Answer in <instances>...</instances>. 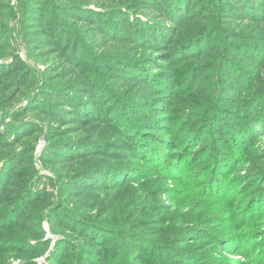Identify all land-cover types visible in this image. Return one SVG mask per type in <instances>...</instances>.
<instances>
[{
	"label": "trees",
	"instance_id": "obj_1",
	"mask_svg": "<svg viewBox=\"0 0 264 264\" xmlns=\"http://www.w3.org/2000/svg\"><path fill=\"white\" fill-rule=\"evenodd\" d=\"M10 1L0 0V264L11 253L27 264L43 255L46 221L63 237L51 264H225L183 246L215 238L207 248L232 251L227 209L237 213V201L242 216L264 219V34L242 37L257 47L224 34L230 15L264 29V0H17L32 58L42 59L33 54L42 42L65 73L36 96L34 71L14 54ZM198 17L217 23L179 34ZM174 100L180 124L165 130L154 115ZM29 116L47 125L42 160L56 202L39 190L32 163L44 129ZM212 204L219 215L207 212ZM186 209L205 215L163 235V221Z\"/></svg>",
	"mask_w": 264,
	"mask_h": 264
},
{
	"label": "rangeland",
	"instance_id": "obj_2",
	"mask_svg": "<svg viewBox=\"0 0 264 264\" xmlns=\"http://www.w3.org/2000/svg\"><path fill=\"white\" fill-rule=\"evenodd\" d=\"M10 2H11L10 3L11 6L17 12V20L10 21L11 27L15 28V31L13 32L11 36L12 38L11 43H12V46L15 48L14 54H17L18 57H20V60L24 63L26 67L34 71L35 73L34 82L35 81L36 82L35 84L33 83V87L29 90V96L30 95L36 96L41 90V88H43L46 79L51 78L49 79V81H52V80L54 81L55 79H58L60 76H62L65 73L62 72L63 66L58 65L55 60V57L52 55L53 53L51 51L52 48H45L42 42L38 43L39 44L38 48L36 47L35 51L33 52L35 56H38L39 58H42V59H38V61H36L34 58H32V54L29 53L26 47L25 41L21 35V28L18 26V22L21 18L20 13L18 11L19 3L17 0H11ZM91 8L94 9V5H91ZM97 10L102 11L100 8ZM149 15L150 16L141 14L139 15V17L142 18L143 21L145 20L153 21L152 17L153 15L155 17V14H149ZM157 18L160 19V16H157ZM225 19H226V30L224 31V34H225L226 39L231 38L233 41L255 45L256 47L260 45V42L255 41L253 38L243 39L242 37H250L248 35H254V34L263 35L264 34L263 28L257 27L256 29H254L255 24L245 21V20H240L239 18H236L233 15H230ZM197 21L199 23H196V24L198 25L200 31L207 28V24L209 23H212V24L217 23L215 18L211 20L201 19L199 17L192 18V20H190L186 24L179 26V29H178L179 34H186V31L191 30L192 23H195ZM262 25L264 27V23ZM236 35H238L239 38H234ZM98 43L99 42H96V45ZM97 47L99 46H96V48ZM98 52H100V49ZM74 79L75 77H71L69 78V81H73ZM116 83H112L110 84V86L117 85L118 83L117 84ZM121 97H123V93ZM139 101L146 102L145 100H139ZM175 101L176 100H174L173 103L171 102L169 104L161 103V106L158 108V110L156 111V114L154 115V116L159 115L162 117V121L165 123V128H166L165 130H168L169 128H174V127L176 128L180 124V121H179L180 117L174 113V107L178 105V104L175 105ZM140 102H137V103H140ZM27 103H28L27 99L23 100L15 109H19L22 106L27 105ZM36 107H38V105H35V108ZM53 111L52 109H50L51 113ZM53 115H56V114L54 113ZM128 118L131 120L130 122H133L135 120V118L130 117L129 115H128ZM26 119L36 121L40 123V125L42 122L41 126L44 129V131L43 133H40L36 139L37 140L36 149L33 152L32 165L34 166L36 171H38L41 177V183L39 185V190L42 191L46 189V191L52 194V196H50L51 201L56 202L59 199V189L57 186L50 184V181H54V182L56 181V176L51 171L45 168L43 160H42V155L46 148L45 137H46V133L48 130L47 125L43 123L44 122L43 117H39L37 119V117L29 116ZM11 120L12 119L10 117L8 121L11 122ZM67 121L71 122L72 120H67ZM1 123H2V120L0 118V125H2ZM53 125L55 124H51L50 126H53ZM1 130H5V126H2ZM261 150L262 151L260 152L264 151V144L262 145ZM233 168H234V165L230 167L231 170ZM142 174L145 175V172ZM241 174L242 175L246 174V170H242ZM174 187L175 185L172 186L171 184L170 188L172 189ZM126 199H129L128 194L126 195ZM160 203L164 204V206L167 208L171 207L170 206L171 202L167 200L165 197H163L162 202ZM238 204L239 203L237 201L236 210H235L237 213L233 211L234 210L233 204L230 208L227 209V212H230L228 223L229 225L232 224L233 229L236 231V234H232V236L233 238L236 237L237 239V246H235V248L232 251L227 250L226 248L222 250L219 248V246H215L213 248H207L213 243H216L218 245L220 244V242H218V240L215 238L203 239L204 242H199L198 240L200 238H198L197 240H194L192 243H189L183 246V248H190V247L194 248L195 247V251L202 250V255H207V256H209L208 254H215L214 256L216 258H220V261L225 264H264V219L258 222H254V221H251L250 219H247V217L242 216L243 214L241 213L240 207ZM220 208H221L220 206L216 204H212L211 206H207L206 210L209 213H214L215 215H219V212L221 211ZM169 209L171 210L172 213H175L173 209L171 208ZM147 213L150 216V213L149 212ZM186 215H187V219H186ZM193 215L204 216L205 214H202L201 210L197 211L196 213L195 212L190 213L188 209L184 211L177 210V214L175 216L171 217L170 219H165L167 220V222L163 221L164 223L163 229H162L163 235L169 236V235H172V233L174 234L177 233L178 231L180 234L185 233L186 231H183V230L186 229L185 227L187 226V221L189 217ZM168 223H171L173 225L169 226ZM226 227L227 226L225 225L224 228L226 229ZM43 228L46 233L45 239L43 241L48 240L50 242H47V244L44 246V247H48L45 253L43 255H40L41 253H38L37 256L32 261L30 260L31 264H51L50 255L55 250V247L58 244V242L63 239L61 235H53L51 233L50 227L47 221L43 223ZM25 229L31 230L34 232L33 228L32 229L25 228ZM208 231L210 233L219 232L217 227H211L209 228ZM193 233L196 234L197 232H193ZM27 241L29 242L30 245L36 247L42 242V238L38 242L32 241L30 238H28ZM241 243H246L247 245H249V248H250V249L248 248L249 251L246 248H239ZM230 254L234 255V257L236 258H233ZM180 261H182L181 258H180ZM186 261H188V259ZM27 263L28 261L26 262L25 260H23L22 258H20L19 256L13 253H11V255L7 258V262H6V264H27Z\"/></svg>",
	"mask_w": 264,
	"mask_h": 264
}]
</instances>
